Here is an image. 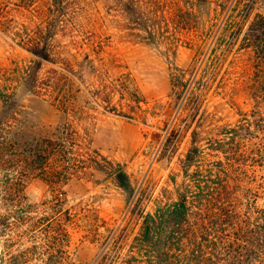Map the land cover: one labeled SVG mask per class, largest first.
Segmentation results:
<instances>
[{
    "label": "rangeland",
    "instance_id": "rangeland-1",
    "mask_svg": "<svg viewBox=\"0 0 264 264\" xmlns=\"http://www.w3.org/2000/svg\"><path fill=\"white\" fill-rule=\"evenodd\" d=\"M260 1L231 39L229 29L240 24L247 0H137L135 5L145 18L141 21L136 20L140 18L136 7L127 10L124 1L75 0L52 41L51 62H42L38 70L40 92H25L18 85L15 76L33 57L2 33L0 85L16 90L22 114L31 122L70 124L76 133L74 153L86 157L93 150L119 163L131 186L142 193L145 209L151 210L174 198L172 178L181 181V160L190 147L192 130L203 145L215 138L217 126L264 113V59L257 63L241 45L247 25L262 11ZM35 5L37 12L13 10L11 15L18 23L30 24V17L37 21L34 15L44 9L40 1ZM226 16L232 26L227 31ZM178 70L184 71L195 96L202 95L200 113L185 127L190 102L173 119L170 77ZM3 76L14 78L3 81ZM50 81L57 82L61 104L53 101ZM172 124L179 135L171 152L162 153ZM83 165L69 180L55 185L56 191L40 177H28L23 186L25 202L37 211L36 216L54 198L68 210L67 264H87L99 250V243L85 237L89 219L117 225L125 214V193L109 171L93 169L87 162ZM60 218L63 222L64 215ZM136 228L132 226L131 232ZM17 231L9 234L7 246L0 235V253L16 255L26 249L24 264H47L51 250L45 245V232Z\"/></svg>",
    "mask_w": 264,
    "mask_h": 264
},
{
    "label": "trees",
    "instance_id": "trees-1",
    "mask_svg": "<svg viewBox=\"0 0 264 264\" xmlns=\"http://www.w3.org/2000/svg\"><path fill=\"white\" fill-rule=\"evenodd\" d=\"M37 1L44 7L34 15L37 21L30 17L32 23H18L11 15L13 10L37 12ZM122 1L127 10L136 7L140 17L136 20H145L135 5L137 0ZM247 1L240 24L232 27L228 16L225 18L224 29L232 27L231 39L256 2ZM260 2L262 11L255 13L247 25L241 45L261 64L264 0ZM74 4L75 0H0V33L33 57L15 76L23 91L40 92L36 86L38 70L42 62H51L52 41ZM12 78L3 76L1 80ZM188 83L183 70L170 77L174 120L190 102L183 127L200 113L202 102V95L195 96ZM51 84L47 86L53 101L61 104L57 82ZM9 86L0 85V206L5 212L0 214V235L5 236V246L11 241L9 234L19 229L42 230L45 245L51 250L47 264H67L68 210L54 198L41 216H36L37 211L25 202L23 186L28 177H40L56 191L55 185L69 180L87 162L93 169L109 171L126 197L125 214L119 224L109 225L94 218L84 225L85 237L99 243L95 258L87 264H264V113H251L233 125L217 126L215 138L203 145L198 144V133L192 130L190 147L181 160V181L176 183L172 178L174 198L146 210L142 193L131 186L119 163L93 150L86 157L74 153L76 133L71 125L31 122L22 114L16 90ZM61 110L67 112L64 106ZM173 124L166 132L162 153L166 149L171 152L179 135ZM60 214L64 215L63 222ZM134 225L137 228L132 233ZM26 256V249L16 255L0 253V264H24Z\"/></svg>",
    "mask_w": 264,
    "mask_h": 264
}]
</instances>
